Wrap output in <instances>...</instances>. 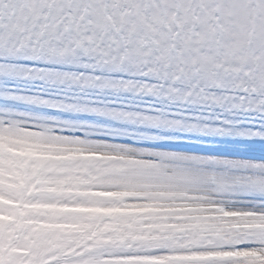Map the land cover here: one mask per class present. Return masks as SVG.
<instances>
[{
	"label": "snow or ice",
	"instance_id": "6c2138e0",
	"mask_svg": "<svg viewBox=\"0 0 264 264\" xmlns=\"http://www.w3.org/2000/svg\"><path fill=\"white\" fill-rule=\"evenodd\" d=\"M0 264H264V0H0Z\"/></svg>",
	"mask_w": 264,
	"mask_h": 264
}]
</instances>
